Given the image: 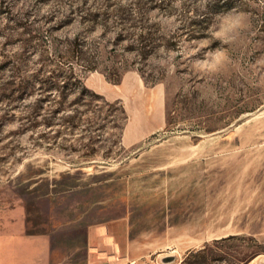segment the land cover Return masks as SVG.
Returning <instances> with one entry per match:
<instances>
[{
    "label": "rangeland",
    "instance_id": "rangeland-1",
    "mask_svg": "<svg viewBox=\"0 0 264 264\" xmlns=\"http://www.w3.org/2000/svg\"><path fill=\"white\" fill-rule=\"evenodd\" d=\"M209 1L0 0V264L55 224L74 251L82 214L127 215V264H264V0ZM70 67L102 99L40 83Z\"/></svg>",
    "mask_w": 264,
    "mask_h": 264
},
{
    "label": "crops",
    "instance_id": "crops-1",
    "mask_svg": "<svg viewBox=\"0 0 264 264\" xmlns=\"http://www.w3.org/2000/svg\"><path fill=\"white\" fill-rule=\"evenodd\" d=\"M66 225L68 231L75 229H82L83 231V242L74 251L60 258L55 256L51 260L53 254L52 237L59 229L58 224H55L50 231L28 235L26 243L22 245L18 254L26 253L27 256L33 254L36 258L43 251V248L38 245V242L41 241L45 248H48H46L48 259L41 264H127L130 257V222L127 215L102 220V218L92 219L90 216L82 214L81 216H73L66 221ZM14 241L15 239H10L9 243ZM32 264H40V262L35 260Z\"/></svg>",
    "mask_w": 264,
    "mask_h": 264
},
{
    "label": "trees",
    "instance_id": "trees-1",
    "mask_svg": "<svg viewBox=\"0 0 264 264\" xmlns=\"http://www.w3.org/2000/svg\"><path fill=\"white\" fill-rule=\"evenodd\" d=\"M233 0H210L208 3V11L209 12H216L218 9H220L222 6H224L225 3H229ZM125 12L121 11V19L122 20H128L130 18L123 16ZM107 14V13H106ZM192 25H195L197 27H199V30H192V34H189L191 37H203L206 36L207 34V30L210 27V21L207 18H203L201 20H193L190 22ZM196 31H199L198 33ZM126 37V34L121 32L118 35V39H124ZM139 39L143 42H146L150 39L149 34H141L139 36ZM111 70L114 71V73H120V70L118 68H112ZM10 84H14L16 85L15 81H10ZM45 89L47 90H60L61 92H64L65 94H69L72 92H79L81 95L76 98L74 100L75 103H79L81 101H87L88 104H92L94 102V100L92 98H87L86 95H90L93 97H99L102 99V94L96 92L95 90H93L92 88H90L89 86H87V84L85 83L84 79L80 76V74L73 68L70 67L69 72H65L62 69H54L51 74L47 77V78H43L40 82ZM19 85H23V87L26 88L27 83H23L21 82V84ZM104 97V96H103ZM105 101L107 103H112L108 100L105 99ZM120 101H117V103ZM121 111H122V116H121V125H120V129H121V133H123L127 120H128V113L127 110L125 109L124 106H121ZM52 116H50L51 118ZM91 117H95V116H91ZM48 118V119H50ZM51 121V120H50ZM49 121V122H50ZM237 238H245L244 236H238V235H234L231 234L229 236H225L222 237L220 239H216L214 243H224L226 241H230L233 239H237ZM251 239H253L251 237ZM263 246H261V244H252L250 246V248L246 251V253L244 254L243 258L241 259L242 262H250L253 258H255L256 256L264 253V248H262ZM206 252V247L198 250L196 253H194V256H197L199 254L205 253ZM191 257H188L186 262L189 261ZM207 257L205 256V259Z\"/></svg>",
    "mask_w": 264,
    "mask_h": 264
}]
</instances>
